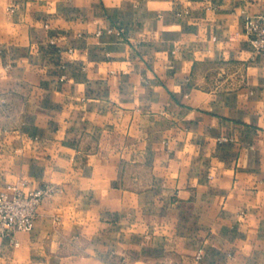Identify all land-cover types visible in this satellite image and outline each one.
Wrapping results in <instances>:
<instances>
[{"label":"crops","instance_id":"1","mask_svg":"<svg viewBox=\"0 0 264 264\" xmlns=\"http://www.w3.org/2000/svg\"><path fill=\"white\" fill-rule=\"evenodd\" d=\"M247 16L264 0H0V192L54 190L0 264H264Z\"/></svg>","mask_w":264,"mask_h":264},{"label":"built area","instance_id":"2","mask_svg":"<svg viewBox=\"0 0 264 264\" xmlns=\"http://www.w3.org/2000/svg\"><path fill=\"white\" fill-rule=\"evenodd\" d=\"M245 36L255 52L264 54V18L247 16ZM51 187H39L29 192L18 186L0 192V234L11 236L15 232H31L35 227L38 209L46 197H51ZM17 244V243H16Z\"/></svg>","mask_w":264,"mask_h":264}]
</instances>
